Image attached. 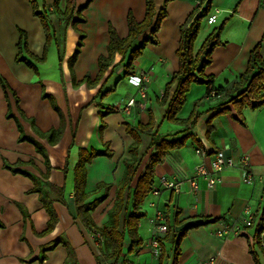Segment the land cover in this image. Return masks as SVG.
<instances>
[{"label":"crops","instance_id":"0c3cea01","mask_svg":"<svg viewBox=\"0 0 264 264\" xmlns=\"http://www.w3.org/2000/svg\"><path fill=\"white\" fill-rule=\"evenodd\" d=\"M37 0L40 10L46 11L53 31L52 46L46 64L33 61L37 73L26 63L16 61L17 47L22 32L27 33L30 53L41 58L45 51L46 34L40 17L34 15L29 0H0V264H101V243L92 230L85 228L78 216L75 196L76 167L80 153L109 152L111 157H94L85 165L87 204H95L91 210L94 222L103 229L109 221L108 212L115 204L117 185L125 175L124 161L131 159L130 147L134 140L129 129L148 125L151 113L154 129L141 135L139 147L140 166L133 183L145 173V168L156 153L153 137L173 139L190 134L187 146L167 154L164 162L155 167L154 187L162 177L185 181L194 176L198 165L211 169V161L218 150L239 161L249 155L255 176L254 183L242 181L238 166L220 175V182L210 187L203 178H195L198 189L184 183L178 190L161 188L159 196L151 193L143 206L147 213L139 225L142 248L129 254L127 240L118 264H159L153 256L154 230L151 218L156 209L166 213L167 226L176 235L186 231L180 245L178 264H264L259 242L260 220L264 213V106L253 110L244 108L239 116L231 99L239 96L246 85L240 79L247 72L251 51L261 44L264 57V0H213L211 12L217 13L216 24L202 23L194 53L197 54L207 38L224 25L220 39L212 55V64L206 75L214 76L216 88L227 90L222 98H209L205 85L193 84L187 93L186 103L178 115L180 122H169L167 105L162 104L167 85L179 71L177 51L181 42V28L195 12L201 0H155L157 13L166 7L167 17L157 34L159 43L148 44L144 53L134 63V74L125 78L126 61L115 55L113 65L96 86L82 83L74 85L70 70V58L83 37V47L73 73L80 83L90 75L95 81L99 76V59L108 55L110 45L109 26L112 25L121 39L129 34L128 13L137 22L146 17V0H70L73 18L64 13L68 0ZM208 2V0L206 1ZM81 12V13H80ZM159 14V13H158ZM73 21H77L73 25ZM64 32V38L61 33ZM145 32L137 41L150 38ZM62 39V40H61ZM59 59L58 69H48V63ZM144 77L145 96L141 88L132 85L129 78ZM7 84L4 90L2 83ZM237 85H232V84ZM174 86L171 90L173 94ZM106 91L112 94L103 97ZM45 95L54 100L60 112ZM135 104L129 106V102ZM224 104V106H221ZM115 108L114 113L103 117L101 112ZM227 113L218 114L220 109ZM199 118L194 126L184 124L194 113ZM22 128L25 136L35 138L45 146L52 169L46 180L57 188H63L61 199L45 186L46 160L31 142L19 141ZM62 125L63 136L56 145L40 139L35 129L47 133ZM197 149L207 155L197 154ZM23 163L19 165V163ZM6 165L19 168L13 173ZM25 173V174H24ZM32 175L43 181L42 189L49 191L58 223L48 234L50 216L40 194L35 192ZM247 208L254 216L253 227L245 228L241 236L217 237V232L227 224L243 225ZM26 213V214H25ZM65 240L75 252V260L68 262V249L58 241ZM167 249L172 243L166 242ZM48 250V251H46ZM174 255L164 264H173Z\"/></svg>","mask_w":264,"mask_h":264},{"label":"trees","instance_id":"16d2710c","mask_svg":"<svg viewBox=\"0 0 264 264\" xmlns=\"http://www.w3.org/2000/svg\"><path fill=\"white\" fill-rule=\"evenodd\" d=\"M60 0H56L55 7L59 5ZM172 0L166 1L167 4ZM207 0H201L200 4L196 6L195 12L188 18V20L182 25L181 28V42L180 47L177 51V55L179 57V71L174 74L172 80L167 85L165 95L162 100V104L167 105L166 109V117L169 122L178 123L180 122L178 119V115L182 108L186 103V95L190 91L191 86L193 84L197 85H205L207 87L206 95L209 98H212V94L215 92L216 96H222L227 88L219 87L216 88L214 82V76L206 75V69L208 66L212 64V55L214 49L222 45V41L220 39L221 33L224 29V25L220 28L216 29L211 36H209L207 41L201 47L197 54L194 53V46L196 43L197 36L201 30L203 20L207 18L210 14L211 5L213 0H208V7L203 8L202 4H204ZM32 4L34 15L36 17H40L43 25V29L46 34V43H45V51L41 58H38L30 53L28 41H27V33L22 32V38L20 43L18 44L19 54L17 56L16 61L26 63L31 69H33L36 73L37 66L36 63H46L48 52L51 48V44L54 38L50 18L48 17V13L46 11H41L39 3L37 0H29ZM69 4L67 7V11L64 13V16L70 21L73 18V10H72V2L68 0ZM166 7L161 9L158 13L156 10L155 0H146V17L142 22H137L134 14L129 12L128 14V28L129 34L125 39H121L117 33V30L110 25L109 26V34H110V45L108 47V55L101 56L99 59V76L95 81L91 80V76H85V79L78 83L77 77L75 73H73L72 69L74 64L77 62V58L80 54V50L83 47V37L78 42V48L73 56L70 58V70L72 73L74 85L79 86L82 83H87L88 86H96L98 85L104 76L107 74L108 69L113 65L115 60V55L118 54L122 57V61H126L125 65V77L127 78L134 74V63L141 58V55L144 53V50L148 44L157 45L159 43L157 39V34L161 30V24L167 17ZM81 13V12H80ZM78 22L73 21V25H76ZM147 31H150L151 37L146 38L142 41L140 46H136L137 41L140 37ZM251 58L249 62V68L247 72L240 79L241 83L246 85L245 89L239 96L231 99V102L234 108L237 110L240 117H242V113L244 108H250L253 110H257L264 106V57L261 51V44H258L254 50L251 51ZM28 53L31 56V60L29 61L24 58V54ZM237 85V84H232ZM4 90L8 89L7 84L5 82L2 83ZM175 87L173 94H171L172 88ZM113 91H106L103 94V97H106L112 94ZM46 98H49L54 104V108L56 111L60 112L59 108L56 106L54 100L51 96L45 95ZM218 97V96H217ZM223 99V98H222ZM221 106H224L222 104ZM116 111L115 108L109 107L105 112H101V115L106 116L107 114L114 113ZM228 110L220 109L218 114L227 113ZM199 118V114L196 112L186 121L184 124L194 126ZM154 116L151 113V120L148 125L138 126L137 128L129 129V134H131L134 144L130 147L129 154L131 159H127L124 161L125 164V175L121 182L117 185V192L115 198V204L113 208L108 212L109 221L105 224L103 229L97 228L93 216L91 215V210H93L96 205L95 204H87L86 200L88 195L85 193L86 191V177L85 173V165L92 161L94 157L107 155L109 157L112 156L111 153L103 151V152H94L89 154L85 151L80 153V161L76 167L75 173V196L76 202L78 205V216L85 228L88 230H92L95 235L100 233L104 239V246L102 250V258L103 263L101 264H118L121 259V255L126 248L127 240L130 242L129 254L137 253L143 246L142 239L139 235V225L140 222L147 217V213L143 211V206L147 201L148 195L151 193L154 188V178H155V167L165 161L167 154L173 152V150H179L187 146L188 138L192 137L190 134L175 137L173 139H168L165 137H153V146L156 148V153L151 158L149 164L145 168V173L140 176L135 185H133L140 166V157L139 155V147L141 142V135L144 133L151 134L154 129ZM19 131L21 132V137L19 141H27L31 142L37 147L38 153H40L44 159L46 160L47 172L44 175L43 180L49 179V172L52 169L51 162L48 158L45 146H42L35 138L25 136L22 131L21 126L19 125ZM40 139H46L50 145H56L61 137L63 136L62 125L58 128V130L52 129L47 133H42L34 130ZM23 163H19L22 165ZM8 169H10L13 173L20 172V169L13 168L11 166L6 165ZM25 174V173H24ZM32 177L35 183V192L40 194V200L44 203L46 210L49 213L50 221L48 222V228L44 234H48L51 232L56 224L58 223V217L56 216L53 209V200L51 199V195L49 191H45L42 189V186H47L51 191H54L60 200L63 195V188H57L48 181L43 185V181L38 179L35 176L28 175ZM26 214V213H25ZM261 230L264 231V213L260 220ZM0 228H4V225L0 224ZM186 231L181 233L180 235H176L175 233L169 230L166 234L157 237V240L161 245V256L159 258V264H164L168 258L171 257V254L174 255V263L178 264L179 257L181 254L180 245L182 239L184 238ZM65 245L68 249V262L70 263L75 260V252L71 245L65 240L58 241ZM166 242L172 243V248L167 249ZM48 251V250H46ZM257 264H259L258 257L255 258Z\"/></svg>","mask_w":264,"mask_h":264},{"label":"built area","instance_id":"2783aa9c","mask_svg":"<svg viewBox=\"0 0 264 264\" xmlns=\"http://www.w3.org/2000/svg\"><path fill=\"white\" fill-rule=\"evenodd\" d=\"M200 2L198 3V5ZM203 8L208 7V2H205L202 4ZM218 19L217 13L210 12V14L207 16L206 22L208 25H214L216 24ZM129 81L132 85H135L137 87L141 88L142 96H145V88L143 85V82L146 81V78L142 77H136L132 76L129 78ZM218 96V97H217ZM215 92L212 94V98H222L223 96L217 95ZM135 100H131L129 102V106L134 105ZM197 154L199 155H207L205 150L203 149H197ZM238 166L241 170L242 174V181L245 183H254L255 176L252 172V168L250 166V157L249 155L243 156L239 161H236L232 156H228L223 150H218L213 157L211 161V169L207 168L205 164L198 165L195 169L194 176L190 177L189 179L185 181H180L178 179L170 180L166 177H162L159 181V186L154 187L151 191V194L154 196H159L161 193V188L171 189V190H178L180 186L184 183H190L194 189H198V184L195 181V178H204L210 187H214L217 185V183L220 182V175L222 172H224L227 169H231V167ZM155 216L151 218V225L154 230V237L152 240V253L153 256H156L157 258H160L161 256V245L160 242L157 240V237H160L164 234H166L169 230V226H167V218L166 213L162 210L156 209ZM243 225H237V224H227L224 226L223 229L219 230L217 232V237H234V236H241L243 234V231L245 228L253 227L255 225L254 223V216L251 211V209L247 208L246 211V217L243 220ZM262 235V234H261ZM96 237L99 239L101 243L104 242V239L100 233L96 235ZM259 245L261 249L264 251V240H260ZM206 264H215L214 259H210Z\"/></svg>","mask_w":264,"mask_h":264},{"label":"rangeland","instance_id":"374dc122","mask_svg":"<svg viewBox=\"0 0 264 264\" xmlns=\"http://www.w3.org/2000/svg\"><path fill=\"white\" fill-rule=\"evenodd\" d=\"M206 19L207 18H205L204 20H203V22L205 21L206 22ZM207 23V22H206ZM59 31V33H61V38H64V32L63 31H61V30H58ZM62 40V39H61ZM53 61H51V62H49L48 63V69L50 68L51 70H56V69H58V64H59V59H58V57L56 58H54V59H52ZM48 62V61H47ZM46 62V63H47ZM46 63H41V64H46ZM40 64V65H41ZM125 79V78H124ZM140 170V169H139ZM141 173H142V170H140V175H141ZM263 209H264V206H263ZM261 257H262V260H263V262H264V252L262 253L261 252Z\"/></svg>","mask_w":264,"mask_h":264}]
</instances>
